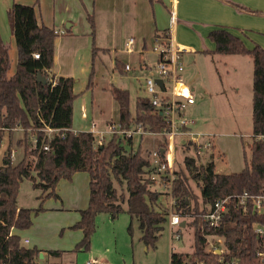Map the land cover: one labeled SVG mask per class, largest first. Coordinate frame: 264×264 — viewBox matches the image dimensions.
<instances>
[{"label": "trees", "instance_id": "1", "mask_svg": "<svg viewBox=\"0 0 264 264\" xmlns=\"http://www.w3.org/2000/svg\"><path fill=\"white\" fill-rule=\"evenodd\" d=\"M9 16L18 60L12 73L10 46L0 34V147L5 131L11 138L13 131L22 127L23 136L17 145L24 147V155L14 163L11 158L14 145L10 141L0 165V264L2 261L40 264L42 249L36 245L26 246L15 230L30 228L34 215L44 210L46 199H61L57 192L59 181L63 178L72 180L77 171L89 173L90 196L87 207L79 210V219L71 225V228L83 232V237L76 243V250L91 248L99 213L109 212L117 216L125 210L123 203L126 202V211L139 220L141 239L147 246H156L171 212L178 213L181 220L194 229L193 250L189 253L172 251L170 264H224L219 253L206 249L203 216L219 197L245 192L264 194V137H259L264 135V48L260 45L249 48L240 37L225 28L211 31L209 36L216 43L214 53L247 54L254 59L251 157L248 160L245 154L246 166L242 170L223 173L217 170L213 158L216 155L215 144L212 158L205 164H197L194 157L186 156L185 167L175 169L173 187L167 189L174 199L172 206L167 207L158 203L160 192L151 188L156 179L150 174L153 172L152 163L143 156L141 145L134 150L122 144L123 138L129 144L133 143V138L114 133L100 143L90 130L75 132L71 129L73 103L77 97L73 89L75 79L61 76L54 83V76L47 72L54 63L56 29L39 24L35 4L14 1ZM88 20L94 34L96 22L93 13L88 14ZM96 51L97 48H93V54ZM35 53L39 57H35ZM116 66L125 73V65L116 62ZM38 73L47 81H38ZM92 84L91 76L89 86ZM111 92L119 103L122 127L142 124L145 130L158 132L169 125L160 113L153 112L149 96H138L133 109L129 89L114 86ZM47 126L67 130L49 138L44 130ZM34 135L36 143L32 139ZM45 145H49V149H45ZM186 147L190 148L191 144H186ZM24 178L34 180L35 186L43 189L39 207L17 205ZM194 180L198 182L200 193L193 187ZM117 184L126 186V198L123 191L119 193ZM158 205L161 208H156ZM255 223L264 225V213L256 212L250 200L246 206L232 202L222 225L214 230V234L224 237L229 250L224 253L226 259L238 256L241 264H263L256 254L262 240L253 230ZM47 253L62 256L63 251L50 249Z\"/></svg>", "mask_w": 264, "mask_h": 264}, {"label": "crops", "instance_id": "2", "mask_svg": "<svg viewBox=\"0 0 264 264\" xmlns=\"http://www.w3.org/2000/svg\"><path fill=\"white\" fill-rule=\"evenodd\" d=\"M15 1L35 4L39 24H46L58 30L55 38L54 63L51 68L47 69V72L56 80L61 76H71L75 79L73 89L77 97L73 103L72 127L75 132L82 131L80 128L90 131L107 129L106 125L96 129L92 125L85 126L79 123L80 116L82 119H88L91 115L95 118L97 115H103L105 111L100 101L97 104V109L94 106L93 96L100 79L111 77L110 85L103 86L105 89L109 88L110 91L114 86L129 89L130 93L134 91L135 103L138 96L147 95L145 79L129 76L128 71L133 70L135 64L139 65L141 71H149L152 68L150 58L153 50L149 48L152 41L154 43L156 36H160L158 33L170 32L171 42L176 47L183 49V62L186 56L191 58L189 55H193L195 63L202 59L200 57L203 54L205 57L219 55L221 58H218L217 61L221 64L224 63V67L236 69V62L245 63L252 66L253 73L254 59L252 56L214 53L216 43L209 35L214 29L225 28L240 37L249 48L255 45L264 48V0H50L49 4L47 0L44 7L42 0L38 3L36 0ZM89 13H93L95 16L94 34L88 20ZM172 13H175V22H172ZM67 28L69 31L66 30ZM131 37L134 38V43L130 45L132 50L127 45ZM95 47L97 51L93 54ZM225 56H232L230 63L229 58ZM155 61L157 63L158 55ZM116 62H120L122 65L129 64L131 69L125 68V73H121ZM14 71L15 68L12 73ZM195 72L196 74L193 76L192 70H187L186 66L184 78L196 96L198 95L196 81L198 80L200 84L202 82V88L204 87V78L201 76L200 67L195 66ZM91 76L93 84L89 86ZM118 81L125 85L120 83L117 86ZM85 90L91 91L92 97L89 94L79 97L81 92L85 93ZM201 101H203L202 98L200 100L196 96V102L186 111V115L192 120L189 128L194 132L209 133L215 136L212 131L191 128L196 119L190 116L199 111ZM109 114L111 118L110 121L108 120L109 123L112 122L115 115L118 114L119 118V103L115 98L112 100ZM89 182L90 175L86 171L75 172L72 180L61 179L57 187L61 199H46L43 203L44 210L34 215V221L39 218V222L37 226L33 223L35 225L33 227H48L50 223L55 227L57 221L47 219L51 216H59L57 219L60 220L58 222L60 226H69L79 219V210L87 207L89 202ZM38 200L41 201L40 198ZM182 222L181 225H183ZM36 231L35 229L31 232L33 238L27 237L29 239L27 244L33 242L40 244L42 253L45 255L51 248L43 247L48 246L46 245L48 243H44L42 237L36 235ZM15 232L18 233L19 230H15ZM22 242L25 243V238L22 239ZM54 246L59 245L56 242ZM90 259L107 262L102 258L91 257Z\"/></svg>", "mask_w": 264, "mask_h": 264}, {"label": "rangeland", "instance_id": "3", "mask_svg": "<svg viewBox=\"0 0 264 264\" xmlns=\"http://www.w3.org/2000/svg\"><path fill=\"white\" fill-rule=\"evenodd\" d=\"M15 0H0V34L6 44L10 46V53L12 58V65L15 68L18 60V49L16 46L15 37L13 34V25L9 16V10ZM26 1V0H25ZM43 7L46 6L47 0H42ZM50 0H48L49 4ZM58 32V30L56 29ZM153 41L150 48H153ZM156 53L151 54L150 62L152 67L156 64ZM186 56L184 59V65L187 66V70H192V75L196 74L195 66L200 67L201 76L204 78V87L201 88L199 81H196L198 86L197 98L201 101L200 109L191 118L196 119L195 123L191 126L193 130H206L212 131L215 141V153L213 155L216 162L217 170L223 173H231L240 171L246 166L245 154L249 160L251 157L250 144L252 142L253 135V121H252V75L253 68L251 65L245 63L236 62V69L224 67V63L217 61L218 56L208 57L203 54L200 60L195 63L193 55ZM226 57V56H225ZM232 56L229 58V63ZM212 58H216L215 60ZM249 58V57H247ZM186 60V61H185ZM225 62L224 59H222ZM195 63V64H194ZM12 68V70H13ZM11 70V72H12ZM154 70L152 68L148 71L140 70L139 65L135 64L133 70L128 71L129 76H136L140 79H145ZM188 71L186 72V74ZM107 75L110 73H106ZM156 76V71L154 73ZM127 76V75H125ZM189 76V75H188ZM111 77L100 79L98 87L94 93V106L97 109V104L100 101L102 107L105 108L103 115L89 116L88 119L79 118V123L85 126L92 125L93 121L96 122L94 128L99 129L108 126L110 123L109 111L112 100L114 97L109 88L105 89L103 86H109ZM137 80V79H136ZM134 81V80H133ZM119 83V84H118ZM117 86L125 85L121 81H118ZM144 92L143 90L141 91ZM80 93L79 97L89 94L92 97L91 91L85 90V93ZM134 91L131 93V108L134 109L135 99ZM147 95H149L147 93ZM190 115V114H189ZM112 122L119 123L118 114L111 120ZM88 122V123H87ZM109 123V124H108ZM86 130V128H80ZM97 137L99 136L96 134ZM111 134H107L105 137H109ZM23 136V130H14L11 138L8 131H5L3 141L0 147V165L3 163V157L7 150L8 144L13 142L14 153L13 162L17 163L22 157L24 147L17 145V141ZM190 135L177 134L175 136L174 145L170 136H164L160 132H146L142 136L139 134L134 135L133 143L129 144L126 138H123L122 144L128 149L136 150L141 145L142 154L149 159L152 163L150 174L155 175L156 181L151 184V188L158 190L160 193L158 198L159 204H164L167 207H171L174 199L168 190L161 183L159 177V166L155 162L153 152L161 146H166L169 150L172 149L175 155V168H184V159L186 156L194 157L198 164H205L210 160L211 152L207 151L202 156H198L195 153L194 148H186L185 145L189 143ZM213 152V151H212ZM166 156H170V152L166 153ZM37 175V172L34 171ZM39 180V177H37ZM197 181H193L194 189L200 193V188L197 186ZM120 192H124L125 198L128 195L126 186L121 187L117 184ZM43 189L36 187L34 180L24 178L20 185V190L17 198V205L19 207H39L41 201L38 197L42 194ZM58 192V191H57ZM87 192V191H85ZM59 193V192H58ZM61 201V200H60ZM173 201V202H172ZM35 205V206H34ZM125 207L124 211H121L117 216H112L109 212H101L96 217V231L93 234L91 240V248L76 250V243L83 237L81 229L71 228L77 220L73 223L60 226L58 223L59 216H51L47 218L51 221H57V225L54 227L50 223L48 227L39 228L33 227L38 225V219L34 221V224L27 229L19 230L18 234L22 239L33 238L31 232L35 229L36 235L42 237L44 243H48L43 246L51 249H59L63 251L62 256H52L46 252L43 257L40 255V264H49L56 262L57 264H85L91 257L102 258L110 264H170L171 252H191L193 250L194 229L190 224L171 225L170 215L167 222L163 224V228L160 232L157 244L155 247L147 246L141 239L142 230L140 228L139 220L136 217H131L126 211L127 203H123ZM158 205L156 208H161ZM71 211V209H69ZM57 229V230H56ZM56 230V232H55ZM46 239V240H45ZM46 241V242H45ZM57 242V245L54 246ZM36 243V242H35ZM28 247L36 245L40 248V244H27ZM50 250V249H48Z\"/></svg>", "mask_w": 264, "mask_h": 264}, {"label": "built area", "instance_id": "4", "mask_svg": "<svg viewBox=\"0 0 264 264\" xmlns=\"http://www.w3.org/2000/svg\"><path fill=\"white\" fill-rule=\"evenodd\" d=\"M172 22H175V13H172ZM166 33L165 35L156 36L153 43V52L158 55L157 63L152 67V72L145 78V91L148 93L151 104L153 106V112L160 113L167 121L168 126L158 131L164 136H170L172 145H174L175 136L177 134L190 135L189 143L194 148L195 153L198 156H202L205 152L213 151L214 135L209 133L194 132L189 128V124L192 122L186 115L187 109L196 102V96L191 90L190 86L186 83L184 78L185 65L182 58L183 49L176 47L171 42V35ZM134 43V38L131 37L127 43L129 49L131 44ZM35 57H39L38 53L34 54ZM126 69H131L129 64L125 65ZM156 71V76L154 75ZM157 78L163 80V85L156 81ZM54 83L57 81L52 80ZM96 126L93 122L92 127ZM17 129L23 130L22 127ZM72 129V128H71ZM48 137L52 138L58 133H64L67 128L50 127L44 128ZM63 131V132H62ZM92 131V130H91ZM95 134H98V141L103 142L107 134L118 133L128 138H133L134 135H143L146 132H155L151 130H145L142 124H138L131 128H124L120 123L111 122L106 130H93ZM259 137H264L261 135ZM33 142H37V137L33 136ZM45 149H49V145H45ZM170 152V156L167 157L166 153ZM13 153L11 158L13 159ZM162 154L165 157L162 158ZM155 162L158 163L160 172V181L166 189L171 190L173 182L175 180V155L172 149H168L165 145L163 148H158L153 152ZM155 179V175H153ZM252 202L254 210L258 213H264V194H249L245 192L237 195H226L217 198L214 203L209 207L208 211L203 216L204 234L207 240L206 249L212 253H219L221 255L220 261L224 264H241V259L238 256L226 259L224 253H228L229 250L225 245L224 237L214 234V230L220 227L223 223L226 213L229 211L232 202H236L237 205L242 204L246 206L249 202ZM173 202V201H172ZM174 203V202H173ZM172 203V204H173ZM171 204V206H172ZM171 224L177 225L182 222L178 213L171 212ZM254 232L262 240V245L257 249L256 254L260 261L264 264V225L255 223L253 225ZM29 239L25 238V243H28ZM1 264H11L8 261H2ZM85 264H109L107 262H101L94 259H89ZM199 264H205L200 262Z\"/></svg>", "mask_w": 264, "mask_h": 264}, {"label": "water", "instance_id": "5", "mask_svg": "<svg viewBox=\"0 0 264 264\" xmlns=\"http://www.w3.org/2000/svg\"><path fill=\"white\" fill-rule=\"evenodd\" d=\"M37 80L42 81V82H46L47 78L44 75H42L41 73H38L37 74ZM156 81L158 83H160L161 85H163V80L161 78H157ZM182 224L185 225L186 221H183ZM41 256L43 257V253H41Z\"/></svg>", "mask_w": 264, "mask_h": 264}]
</instances>
